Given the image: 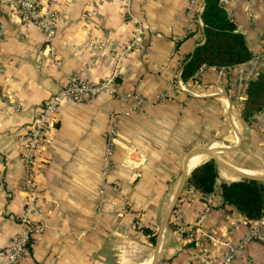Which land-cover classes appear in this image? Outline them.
Segmentation results:
<instances>
[{
    "label": "crops",
    "instance_id": "crops-1",
    "mask_svg": "<svg viewBox=\"0 0 264 264\" xmlns=\"http://www.w3.org/2000/svg\"><path fill=\"white\" fill-rule=\"evenodd\" d=\"M223 4L255 57L231 68L202 67L198 86L209 92L187 101L181 114L176 101L159 99L163 93L183 100L190 94L181 87L177 94L174 82L205 39V0H41L44 15L58 14L53 36L0 3L5 24L0 38V259L21 230L29 194L22 187L23 135L40 106L71 80L97 82L116 69L118 94L70 102L46 135L37 170V219L45 230L34 239L26 264L151 262L158 241L155 264H209L208 259L218 264L240 242L233 264H264V227L245 241L247 218L232 206L213 207L221 203L219 194L204 201L200 193L185 190L163 224L181 178L178 170H183L190 154L186 150L194 141L191 129L203 126L206 106L212 103L205 99L220 95L222 105L230 109L231 96L222 92L228 78L244 67L247 83L264 67V0ZM136 37L137 47L131 45ZM233 85L230 80L231 92ZM128 94L142 95L148 103L139 111ZM242 123L231 117L232 132L213 146L227 144L235 156L224 157L239 170L264 172V133L256 129V121ZM114 124L118 136L109 153ZM221 177L239 178L223 168ZM145 228L157 234L155 243Z\"/></svg>",
    "mask_w": 264,
    "mask_h": 264
},
{
    "label": "trees",
    "instance_id": "trees-1",
    "mask_svg": "<svg viewBox=\"0 0 264 264\" xmlns=\"http://www.w3.org/2000/svg\"><path fill=\"white\" fill-rule=\"evenodd\" d=\"M205 39L199 43L184 63L181 78L188 83L199 81L197 72L204 66L234 67L255 57L247 37L238 28L234 17L223 4V0H205L201 13ZM264 53V32L261 35ZM197 75V76H196ZM246 97L241 108V118L250 125L264 110V67L256 78L247 82ZM223 167L216 159L210 158L196 166L190 173L186 190L200 193L204 201L219 194L221 203L213 207L232 206L240 211L251 224L264 217V179L243 177L227 180L221 177ZM176 209V207H175ZM150 240L155 243L157 234L145 228Z\"/></svg>",
    "mask_w": 264,
    "mask_h": 264
},
{
    "label": "built area",
    "instance_id": "built-area-1",
    "mask_svg": "<svg viewBox=\"0 0 264 264\" xmlns=\"http://www.w3.org/2000/svg\"><path fill=\"white\" fill-rule=\"evenodd\" d=\"M0 3H6L13 7L16 15L23 22H33L40 26H44L47 28L50 36L54 35L55 19L58 17V14L50 13L48 16L44 15L41 9V0H0ZM4 33L5 24L2 20H0V38L4 36ZM131 45L135 47L139 46L137 37L132 41ZM201 69L197 72V74H199ZM3 71L4 68L0 64V73ZM181 73L182 70L179 73V78H181ZM236 77V87L241 89V93L237 94V97L244 99L246 97L245 87L247 84V75L244 67L239 69ZM118 78L119 73L118 70L115 69L111 76L97 82L83 78L71 80L58 92L53 94L45 104L40 106L33 123L23 135L25 139L23 160L26 171L22 187L29 194L25 205V212L20 220L21 230L8 241L6 245V255L3 259H0V264H26L32 253L34 239L38 234L44 232L45 230V224L37 219V215L41 214V209L37 203L38 158L40 152L44 150L46 140H48L46 136L47 133L55 128L61 109L70 102H91L101 93L111 96L118 94ZM128 96L134 99L135 108L144 103V98L138 94H128ZM117 136L118 130L117 126L114 124L109 136V153H111L112 144L116 140ZM263 227L264 217L252 222L250 224L249 235L245 241H247L250 237H253ZM242 245L243 242H240L237 245L231 246L218 264H233L238 257ZM208 263L215 264V262L211 259H208Z\"/></svg>",
    "mask_w": 264,
    "mask_h": 264
},
{
    "label": "rangeland",
    "instance_id": "rangeland-1",
    "mask_svg": "<svg viewBox=\"0 0 264 264\" xmlns=\"http://www.w3.org/2000/svg\"><path fill=\"white\" fill-rule=\"evenodd\" d=\"M261 53H262V51H261ZM200 72H199V74H200ZM179 73H180V71L177 72V74L175 76V82H174L175 92L177 94H179V92H177L176 90L179 89V87H181V88H184L185 90L186 89L189 90L190 94L187 97H185L183 100V99L175 98L172 94L163 93L160 95L159 100H169V101L174 100V102L176 101V103L180 104L182 107L181 114H184V109L188 108L187 101H190L192 99L196 100L197 98H202L201 96L207 94L209 91L204 89V88L200 89V87L198 86L199 83H201V81H200L201 75H199V81L198 82H196L192 79L189 81L190 84H188V83L184 82L181 78H179ZM228 79H229V80H227L228 85H226L224 87L222 92L229 97L231 96V108L228 109L222 105V99L219 98V97H221L220 95H217V98L213 97L214 99H210V98L205 99L206 101L207 100L212 101V103L210 105L206 106V109H205L206 114H205L203 126L202 127L201 126L195 127V129H191V135L193 136L192 138L194 139V141L189 143V146L187 148L188 150H186V153H189L192 151L194 152V150L201 148V147L210 148L215 144L214 143L215 141H219L221 139H224L228 133L232 132V130H231L232 128L230 125L231 117H235V119L239 123L241 122V124H243L242 122H244V121L241 118V108H242L244 99H240L237 97V94L241 93V89L239 88L240 91L238 92L239 89L236 87V84H237V77L236 76L232 79H230V78H228ZM230 80L234 84L232 87L233 92L230 91ZM180 91L184 92L181 89H180ZM140 96H142V95H140ZM147 103H148L147 100L144 98V103L141 104L136 109L139 111L142 110ZM212 113L215 114V117H216L215 122H218L219 126L217 124H214L215 123L214 122V116L212 115ZM255 121H256V123H255L256 129L258 131L264 133V110L262 112H260L255 117L253 122H255ZM252 123L250 125H252ZM243 126H244V124H243ZM241 128H242V126H241ZM225 147H228L227 144L221 143V144H217V145L213 146L212 148H225ZM230 150L231 149L225 148L221 154L223 156H225L227 159H233V156H235V155H232L233 153ZM183 156H182V159L180 158V161H182V163H183V159L185 157V156L184 157ZM210 158H212V157L209 156L207 159H210ZM223 170H224V172H230L226 168H223ZM181 173H182V170L179 169L178 170V176L179 177H180ZM234 174L237 175V178L240 177V175L236 174L235 172H234ZM185 190H186V185H185L181 195L183 194V192ZM181 195H180V197H181ZM180 197H179V199H180ZM179 199L177 200V202L179 201ZM177 202H176L175 207H177ZM174 211H175V209H174ZM174 211H173V213H174Z\"/></svg>",
    "mask_w": 264,
    "mask_h": 264
},
{
    "label": "water",
    "instance_id": "water-1",
    "mask_svg": "<svg viewBox=\"0 0 264 264\" xmlns=\"http://www.w3.org/2000/svg\"><path fill=\"white\" fill-rule=\"evenodd\" d=\"M187 91V90H186ZM207 147H201V148H198L196 150H205ZM194 150V151H196ZM193 152V151H192ZM190 152V154L192 153ZM189 154V155H190ZM189 155L187 156V159L189 157ZM212 158L216 159L217 162L223 167V168H226L232 172H235L236 174L240 175V176H243V177H253V178H260V179H264V175L263 176H258V175H252V174H247V173H244L242 171H240L238 168L232 166L231 164L227 163V162H224L222 160H220L219 158H217L215 155H212L211 156ZM187 159L185 161V164L183 166V170H182V174H181V178L179 180V183H178V187H177V190L175 192V195H174V198L171 202V204L169 205L168 209H167V212L165 214V217H164V220H163V224H167L169 222V219L175 209V205H176V202L177 200L179 199L185 185H186V182H187V179L191 173V171L189 172L188 169H187ZM158 256H159V241H158V245L156 246V251H155V254H154V257H153V260L150 264H155L157 261H158Z\"/></svg>",
    "mask_w": 264,
    "mask_h": 264
},
{
    "label": "bare ground",
    "instance_id": "bare-ground-1",
    "mask_svg": "<svg viewBox=\"0 0 264 264\" xmlns=\"http://www.w3.org/2000/svg\"><path fill=\"white\" fill-rule=\"evenodd\" d=\"M222 149L223 148H206L205 150H196V151H194L191 154L190 158L188 159V168H189V170L194 169L196 166H198L200 163H202L209 156H212V155H215L220 160H222L224 162H227V160L221 154ZM240 171H242L244 173H247V174H252V175H264V172L263 171H258V170L241 169ZM151 262H150V260H146L144 262L135 263V264H150Z\"/></svg>",
    "mask_w": 264,
    "mask_h": 264
}]
</instances>
